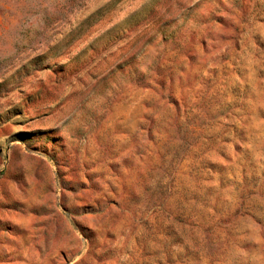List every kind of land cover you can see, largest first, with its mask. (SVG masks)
Instances as JSON below:
<instances>
[{"label":"rangeland","instance_id":"obj_1","mask_svg":"<svg viewBox=\"0 0 264 264\" xmlns=\"http://www.w3.org/2000/svg\"><path fill=\"white\" fill-rule=\"evenodd\" d=\"M0 264H264V0H0Z\"/></svg>","mask_w":264,"mask_h":264}]
</instances>
